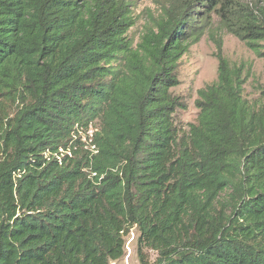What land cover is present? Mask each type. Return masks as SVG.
Segmentation results:
<instances>
[{"label": "trees", "instance_id": "1", "mask_svg": "<svg viewBox=\"0 0 264 264\" xmlns=\"http://www.w3.org/2000/svg\"><path fill=\"white\" fill-rule=\"evenodd\" d=\"M215 19L264 57L261 1L174 0L133 45L124 0H0V264H112L131 234L139 264H264V87L219 53L176 119Z\"/></svg>", "mask_w": 264, "mask_h": 264}, {"label": "rangeland", "instance_id": "2", "mask_svg": "<svg viewBox=\"0 0 264 264\" xmlns=\"http://www.w3.org/2000/svg\"><path fill=\"white\" fill-rule=\"evenodd\" d=\"M173 1L124 0L128 4V9L135 21V24L127 32L133 45L140 41V37L146 28H151L154 25L163 7ZM234 1L240 4H252L261 1L264 4V0ZM219 53L228 59L230 63L250 65L249 77L244 85L245 97L253 98L257 96L259 90L264 87V57L255 56L242 41L226 31L225 27L215 19L212 25H209L206 34L197 43L193 44L179 60V82L171 90L183 104V107L177 110L176 119L185 127L196 120L198 110L194 101L197 98V90L216 79L217 56ZM133 237L134 234H131L126 242L128 248H126L125 257L112 264H139L136 242ZM145 252L150 260L154 258L152 250L145 249Z\"/></svg>", "mask_w": 264, "mask_h": 264}, {"label": "built area", "instance_id": "3", "mask_svg": "<svg viewBox=\"0 0 264 264\" xmlns=\"http://www.w3.org/2000/svg\"><path fill=\"white\" fill-rule=\"evenodd\" d=\"M129 238H130V237H129ZM126 242H127V241H126ZM126 248H128V246H127V245H125V249H126Z\"/></svg>", "mask_w": 264, "mask_h": 264}]
</instances>
